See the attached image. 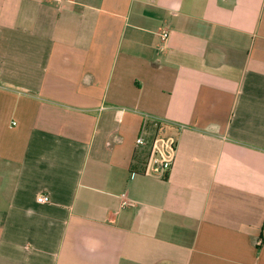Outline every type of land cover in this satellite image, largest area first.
Instances as JSON below:
<instances>
[{
	"label": "crops",
	"instance_id": "obj_1",
	"mask_svg": "<svg viewBox=\"0 0 264 264\" xmlns=\"http://www.w3.org/2000/svg\"><path fill=\"white\" fill-rule=\"evenodd\" d=\"M0 264H264V0H0Z\"/></svg>",
	"mask_w": 264,
	"mask_h": 264
},
{
	"label": "built area",
	"instance_id": "obj_2",
	"mask_svg": "<svg viewBox=\"0 0 264 264\" xmlns=\"http://www.w3.org/2000/svg\"><path fill=\"white\" fill-rule=\"evenodd\" d=\"M59 3L70 0H56ZM170 37V32L164 30L161 32V39L167 42ZM163 122L157 124L158 132L155 137L149 142L144 137L136 140L137 147H149V155L146 163V175H165L172 168L178 152V139L176 136L165 135ZM181 128V127H180ZM124 200L122 206H128L126 195L122 196ZM39 204H48L50 202L49 196H39L37 198Z\"/></svg>",
	"mask_w": 264,
	"mask_h": 264
}]
</instances>
